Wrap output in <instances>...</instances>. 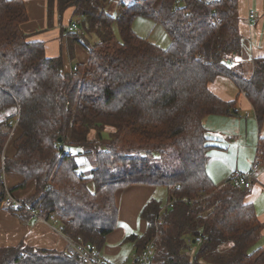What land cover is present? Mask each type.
Instances as JSON below:
<instances>
[{"label":"trees","instance_id":"16d2710c","mask_svg":"<svg viewBox=\"0 0 264 264\" xmlns=\"http://www.w3.org/2000/svg\"><path fill=\"white\" fill-rule=\"evenodd\" d=\"M46 8L49 25L71 9L79 30L70 40L87 60L66 71L61 56L48 57L44 43L22 29L24 0H0V206L7 191L33 184L24 203L55 213L66 237L99 253L119 221L116 192L164 187L165 204L151 197L139 211L144 231L122 240L135 254L151 244L153 264H264L262 223L245 201L248 189L230 178L215 184L206 171L204 118L239 114L237 98L222 100L210 82L231 78L257 122L264 119V56L249 76L225 60L243 49L237 0H46ZM137 17L160 24L169 45L137 35ZM78 156L92 161L88 174ZM253 163L264 167V137ZM7 173L20 182L6 188ZM0 264L83 263L19 243L0 247Z\"/></svg>","mask_w":264,"mask_h":264},{"label":"crops","instance_id":"0c3cea01","mask_svg":"<svg viewBox=\"0 0 264 264\" xmlns=\"http://www.w3.org/2000/svg\"><path fill=\"white\" fill-rule=\"evenodd\" d=\"M24 3L28 12V21L22 25V29L29 37H32L31 41L44 43L48 57L61 56L66 71L74 68L77 63L87 60L85 49L77 41L70 40L71 35L66 30L67 25L75 20L71 9L65 11L62 19L54 14L51 25H49L46 0H24ZM250 10L255 12L253 19L248 17ZM237 14V27L244 43L242 53L232 57L234 61L232 64L249 76L252 72L253 60L264 56V0H237ZM55 38L57 42L50 40ZM62 38L63 42L61 43L60 39ZM208 87L222 100L228 101L237 98L239 107L237 116H207L203 120L211 145L207 152L209 156L206 171L215 184L221 185L230 178L234 170L247 171L252 166L257 140L264 137V119L261 124L257 122L251 104L239 92L231 78L217 76L209 83ZM13 151L10 144L6 146L5 154L7 156H11ZM225 157L227 158L226 162L218 160ZM1 161L2 156L0 157V168ZM20 180L16 174H3L6 188L17 185ZM152 188L154 187L136 185L116 192L119 221L116 229L108 234L106 243L99 252L105 260L111 263H128L130 261L134 250L126 255V249H122V240L131 233H127L122 226L133 221L135 213L137 214L145 202L153 197L150 196ZM245 201L254 205L257 217L262 223L258 242L259 246H264V167L260 166L256 173ZM120 218L123 220L122 226H120ZM52 226L57 227L46 218L39 220L28 217L20 211L4 209L0 206V247L24 243L33 247L64 251L66 236L53 229Z\"/></svg>","mask_w":264,"mask_h":264},{"label":"built area","instance_id":"2783aa9c","mask_svg":"<svg viewBox=\"0 0 264 264\" xmlns=\"http://www.w3.org/2000/svg\"><path fill=\"white\" fill-rule=\"evenodd\" d=\"M248 17L253 19L255 17V12L250 10L248 13ZM68 31H76L79 30L77 23L70 22L67 25ZM225 60L228 63H234L232 58L225 57ZM17 120V118H16ZM14 120L12 122L13 129L15 128L17 121ZM260 165L258 163H252V166L247 171L234 170L230 176V181L236 185H239L245 189H250L254 177L256 173L259 171ZM170 204V203H167ZM1 207L4 209H12L15 211H20L21 213L26 214L28 217H34L39 220H44L45 218L52 222L55 226H52L53 229L62 232L61 227L58 223V218L55 213H51L47 217L45 216V212L43 208H34L26 203L23 200L14 197L8 191L6 192V197L1 201ZM201 243L200 238L195 239L196 246ZM64 251L69 255H77L80 257L81 262L83 264H126V263H111L105 260L100 256L98 252H96L90 244H85L82 242H75L68 237H66V247ZM154 255V248L151 244L147 245L143 251L140 253H133L130 261L127 264H153L152 257Z\"/></svg>","mask_w":264,"mask_h":264},{"label":"rangeland","instance_id":"374dc122","mask_svg":"<svg viewBox=\"0 0 264 264\" xmlns=\"http://www.w3.org/2000/svg\"><path fill=\"white\" fill-rule=\"evenodd\" d=\"M115 1V0H113ZM115 4H112L111 7H108L107 10L109 12H113L115 10ZM75 19V17H73ZM237 18H238V14H237ZM74 22L76 23V21L74 20ZM78 26V25H77ZM79 28V27H78ZM55 29H57L55 27ZM132 29L133 31L144 38H147L150 42L158 45L161 48H166L169 43H170V39L167 35V33L165 32L164 28L158 24L155 23L154 21H152L151 19L148 18H144V17H137L134 19L133 24H132ZM66 30L68 31L67 27ZM68 33H78V30L76 31H68ZM32 37H29V40ZM51 41H55L57 42V39H50ZM61 43L63 42V38L60 39ZM238 65V64H237ZM235 67V64L233 65ZM111 130H109L108 128H106V130L103 132V136L104 137H108V133ZM94 133L93 131L91 132L90 136H93ZM77 151V150H76ZM234 152V151H231ZM208 153H207V157H208ZM220 161H227V158H221L218 159ZM209 161H211V159H209ZM77 163H78V169L80 172L88 174L89 171L91 170V168L93 167L92 165V161L89 158H81V157H77ZM211 164V162H210ZM208 165V164H207ZM206 165V166H207ZM153 190L151 191L152 194L150 196H153L154 199L157 200H161V202L163 204L166 203L167 201V190L164 187H155L152 188ZM34 191V185L30 184L28 185V187L24 188V189H18L12 192V195L14 197H24V198H28L33 194ZM132 216V214H131ZM120 226H122V222L123 220H121L120 218ZM122 228H124V230L127 233H136V234H140L144 231L145 229V222L140 219L139 217V212L136 214L135 213V218H133V221H130L129 223H127L126 225L122 226ZM259 245V242L258 244ZM256 247V246H255ZM122 249H126V255L130 254L133 251V246L130 242H124L122 245ZM129 261V260H128ZM127 264V263H126Z\"/></svg>","mask_w":264,"mask_h":264},{"label":"water","instance_id":"95a60500","mask_svg":"<svg viewBox=\"0 0 264 264\" xmlns=\"http://www.w3.org/2000/svg\"><path fill=\"white\" fill-rule=\"evenodd\" d=\"M59 140H61V139L59 138Z\"/></svg>","mask_w":264,"mask_h":264}]
</instances>
